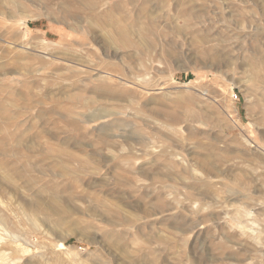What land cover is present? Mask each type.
<instances>
[{"label": "rangeland", "instance_id": "1", "mask_svg": "<svg viewBox=\"0 0 264 264\" xmlns=\"http://www.w3.org/2000/svg\"><path fill=\"white\" fill-rule=\"evenodd\" d=\"M0 12L2 264H264V0Z\"/></svg>", "mask_w": 264, "mask_h": 264}, {"label": "bare ground", "instance_id": "2", "mask_svg": "<svg viewBox=\"0 0 264 264\" xmlns=\"http://www.w3.org/2000/svg\"><path fill=\"white\" fill-rule=\"evenodd\" d=\"M28 1H30V0H28ZM81 2V1H80ZM145 2V1H144ZM144 2H142V3H144ZM86 3V2H85ZM146 3V2H145ZM147 4V3H146ZM145 5V4H144ZM13 6V5H12ZM16 6V5H15ZM90 7V6H89ZM91 8V7H90ZM15 9V8H14ZM93 11H95V8L93 7V8H91ZM146 11V10H145ZM141 12H142V10H141ZM141 12H139V13H141ZM144 12V11H143ZM147 12V11H146ZM1 13V12H0ZM146 14V13H145ZM144 14V15H145ZM151 14H149V18L151 19V16H150ZM8 17V16H7ZM147 17V18H148ZM11 18V17H10ZM146 18V17H145ZM137 19V18H136ZM93 20V19H92ZM92 20H90V21H92ZM106 20V19H105ZM108 20H109V18H108ZM112 20V19H111ZM138 20V19H137ZM121 21V20H120ZM135 21V20H134ZM153 21V20H152ZM111 22V21H110ZM122 22V21H121ZM148 22H149V20H148ZM107 23V22H106ZM136 23V22H135ZM151 23H153V24H155V22L153 21V22H151ZM150 23V24H151ZM108 24V23H107ZM111 24H113V23H111ZM114 25V24H113ZM152 25V24H151ZM126 27H127V25H126ZM125 28V27H124ZM127 28H129V27H127ZM152 30V29H151ZM131 30H129V32H130ZM129 32L126 30V29H120V34H121V45L120 46H122L123 48L125 47V46H127L128 47V44H129ZM153 32V31H152ZM113 39V38H112ZM119 39V38H118ZM10 43V42H9ZM20 44H22V43H20ZM19 44V45H20ZM135 45V44H134ZM21 47H24L23 45H20ZM21 59V58H20ZM19 60V59H18ZM5 65H6V62H5ZM16 65H17V63H16ZM248 65V64H247ZM254 66H255V64H254ZM256 68V67H255ZM15 70H17V69H15ZM12 72H14V71H12ZM153 101V100H152ZM10 106V105H9ZM18 110V109H17ZM99 112V111H98ZM15 113V112H14ZM14 113L5 105V104H3V103H0V121L2 120V121H4V125L5 126H1L0 125V132H2V131H4L3 129H6V130H8L9 131V129H8V125L11 123V122H13L14 121V118H15V115H14ZM117 115V113L116 112H109V113H107V114H105V115H103V116H101L99 119L101 120L102 118H105V117H109V116H116ZM17 118V117H16ZM98 119V120H99ZM108 120V119H107ZM102 121V120H101ZM99 122V121H98ZM111 122V121H110ZM98 124V123H97ZM107 124L106 123H102V124H100L98 127H100V128H102L103 130H106V128H107ZM110 127V126H109ZM109 130V129H108ZM19 136H17V138H18ZM246 140H248V139H246ZM249 142V140L247 141V143ZM12 164V163H11ZM11 164L9 165V166H11ZM64 170V169H63ZM66 170V169H65ZM14 172V171H13ZM16 172V174H19V172H18V170L17 171H15ZM9 173H10V171H9ZM11 174V173H10ZM22 174V173H21ZM20 174V175H21ZM69 174V173H68ZM7 175V174H6ZM13 175V174H12ZM8 176V175H7ZM10 177V176H9ZM16 177V176H15ZM22 178V177H21ZM15 179V178H14ZM13 180V179H12ZM48 193V192H47ZM52 196V203L53 204H55V203H57V199H56V195H54V194H52L51 195ZM41 201L39 200L38 202L35 200V202L33 203V207H34V210L36 211V212H46V203L45 204H43V206H42V204L40 203ZM43 203H44V201H43ZM48 203V202H47ZM233 203V202H232ZM26 207V206H25ZM32 208V207H31ZM58 209V208H57ZM60 209V208H59ZM28 210V209H27ZM65 211V210H64ZM48 212V211H47ZM237 213H238V211H237ZM243 213V212H242ZM28 214V213H27ZM50 214H52V213H50ZM248 214V213H247ZM242 215H240L239 217H241ZM3 219V218H2ZM29 220V219H28ZM238 220H240V219H238ZM32 221H33V219H32ZM33 223H35V222H33ZM32 222H31V224H33ZM247 223V222H246ZM245 223V224H246ZM37 224V223H36ZM249 224V223H248ZM34 226H35V224H33ZM244 226V225H243ZM244 228H245V226H244ZM249 235V234H248ZM253 235V234H252ZM249 236H251V235H249ZM248 236V237H249ZM253 237V236H252ZM251 238V237H250ZM254 239V238H253ZM252 239V240H253ZM58 246L59 247H62L63 246V244L60 242V243H58ZM4 254V252L3 251H0V260H2V255ZM6 257V256H5ZM10 264H11V262H9ZM0 264H2L1 263V261H0ZM5 264V263H4ZM7 264V263H6Z\"/></svg>", "mask_w": 264, "mask_h": 264}]
</instances>
